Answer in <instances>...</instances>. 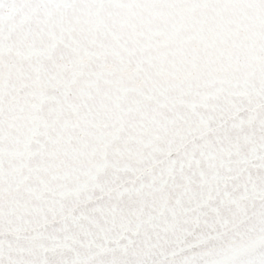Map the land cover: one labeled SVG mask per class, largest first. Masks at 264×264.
I'll return each instance as SVG.
<instances>
[{"label":"snow or ice","instance_id":"1","mask_svg":"<svg viewBox=\"0 0 264 264\" xmlns=\"http://www.w3.org/2000/svg\"><path fill=\"white\" fill-rule=\"evenodd\" d=\"M0 264H264V0H0Z\"/></svg>","mask_w":264,"mask_h":264}]
</instances>
